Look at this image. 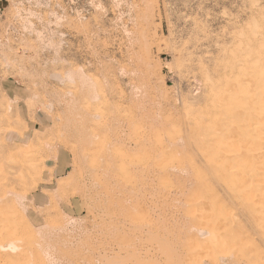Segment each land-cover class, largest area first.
Returning <instances> with one entry per match:
<instances>
[{
	"label": "rangeland",
	"instance_id": "obj_1",
	"mask_svg": "<svg viewBox=\"0 0 264 264\" xmlns=\"http://www.w3.org/2000/svg\"><path fill=\"white\" fill-rule=\"evenodd\" d=\"M263 56L264 0H0V264H264L207 157Z\"/></svg>",
	"mask_w": 264,
	"mask_h": 264
},
{
	"label": "bare ground",
	"instance_id": "obj_2",
	"mask_svg": "<svg viewBox=\"0 0 264 264\" xmlns=\"http://www.w3.org/2000/svg\"><path fill=\"white\" fill-rule=\"evenodd\" d=\"M260 53L262 54V52ZM262 58L264 60V56ZM254 63H256L254 69L250 70V72L248 71L246 75H243V77L245 76L243 79L237 80L233 85L229 84L231 87L226 91V94L221 98L212 99L211 102L213 103L209 105L210 111H207V113L215 115L218 123L215 124L209 134L213 136V138L220 139L221 134L224 133L225 136L231 138V140H228V143L225 145L218 144L215 146L214 154H208L209 156H206L213 159L218 153H222V155H218V160L225 158L226 162L216 163L215 167H212V172L214 168L213 174H216L227 188L234 191L233 196L236 198L237 202L243 205V201L247 197H250L257 191L261 192V204L255 215V219L263 225L264 71L259 69L258 60H254ZM246 76H249V78H246ZM222 116L227 119V125H224V127H222L223 123L220 120ZM251 165L259 168L260 171L256 172L255 170H251ZM242 166L248 169H238L236 171L237 168ZM258 180L262 181V184H252L254 181ZM215 205L217 204H214V206ZM252 206L254 207V205ZM244 209L242 211H244ZM228 215L225 213L223 216L218 217V222L221 226L228 222ZM219 224H216V226L218 227ZM220 238L221 237H219V241L230 239L229 236H227L226 239L221 238L223 240ZM166 240L168 241V238H166ZM169 241L168 244L170 243ZM171 244L169 246H171Z\"/></svg>",
	"mask_w": 264,
	"mask_h": 264
}]
</instances>
